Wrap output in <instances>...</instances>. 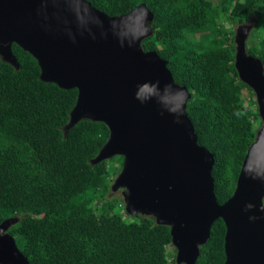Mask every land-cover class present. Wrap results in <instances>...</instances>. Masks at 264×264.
I'll return each instance as SVG.
<instances>
[{"label": "trees", "instance_id": "16d2710c", "mask_svg": "<svg viewBox=\"0 0 264 264\" xmlns=\"http://www.w3.org/2000/svg\"><path fill=\"white\" fill-rule=\"evenodd\" d=\"M87 1L110 16L140 3L153 13L141 45L190 92L186 111L214 156V193L225 202L260 124L234 66L233 25L256 15L245 49L264 64V0ZM11 50L18 69L0 58V222L19 217L8 233L29 263L183 264L167 250L169 226L128 214L123 198L108 195L122 156L91 162L108 138L105 123L82 119L64 133L77 89L42 81L37 60L14 42ZM225 230L222 218L213 221L195 264L224 263Z\"/></svg>", "mask_w": 264, "mask_h": 264}, {"label": "water", "instance_id": "95a60500", "mask_svg": "<svg viewBox=\"0 0 264 264\" xmlns=\"http://www.w3.org/2000/svg\"><path fill=\"white\" fill-rule=\"evenodd\" d=\"M152 19L144 3L110 16L87 0H0V58L19 68L14 42L37 60L42 81L77 89L64 133L82 119L105 123L108 138L91 162L122 156L111 190H121L128 214L170 227L177 263L195 264L222 218L223 264H264V64L246 52L247 27L236 29L234 66L255 94L260 125L232 195L219 204L214 156L186 111L191 94L141 45ZM18 220L0 222V264H30L8 233Z\"/></svg>", "mask_w": 264, "mask_h": 264}, {"label": "rangeland", "instance_id": "374dc122", "mask_svg": "<svg viewBox=\"0 0 264 264\" xmlns=\"http://www.w3.org/2000/svg\"><path fill=\"white\" fill-rule=\"evenodd\" d=\"M213 2H217L218 0H212ZM255 22H256V15H253L247 22H245V23H235L234 25H233V29L234 30H236V29H238L239 27H242V26H246L247 27V30L245 29V31H248V35H247V38H249V36H250V34H251V32H252V30H253V27H254V25H255ZM245 95H246V97L247 98H250L251 100H252V98H253V96L247 91L246 93H245ZM260 121V118H259V120H255V122H257V125H258V122ZM260 125V124H259ZM259 127V126H258ZM258 127H257V129H258ZM114 164H117L118 163V161H117V159L115 158L114 159ZM115 178V177H114ZM109 196H114V195H116V196H119V197H121V198H123L122 197V194H121V190H116V191H111L109 194H108ZM173 249V245H168L167 246V250L168 251H171Z\"/></svg>", "mask_w": 264, "mask_h": 264}]
</instances>
